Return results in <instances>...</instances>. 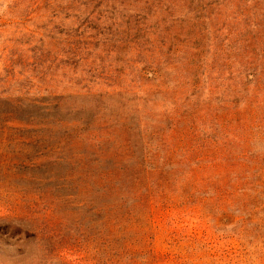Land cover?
I'll return each instance as SVG.
<instances>
[{
    "label": "rangeland",
    "instance_id": "1",
    "mask_svg": "<svg viewBox=\"0 0 264 264\" xmlns=\"http://www.w3.org/2000/svg\"><path fill=\"white\" fill-rule=\"evenodd\" d=\"M0 264H264V0H0Z\"/></svg>",
    "mask_w": 264,
    "mask_h": 264
}]
</instances>
